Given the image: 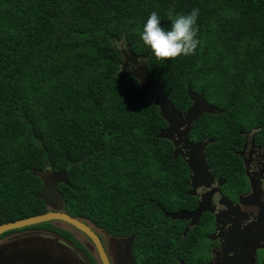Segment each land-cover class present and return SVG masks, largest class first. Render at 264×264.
<instances>
[{
    "label": "trees",
    "instance_id": "trees-1",
    "mask_svg": "<svg viewBox=\"0 0 264 264\" xmlns=\"http://www.w3.org/2000/svg\"><path fill=\"white\" fill-rule=\"evenodd\" d=\"M194 8L195 53L156 60L140 38L149 15L169 29V10ZM125 48L146 61L179 111L191 105L189 92L218 109L189 132L215 140L206 147L214 165L231 163L229 140L264 117V0H0V224L47 211L35 171L64 169L67 213L113 236L134 234L147 264H162L179 235L163 209L190 198L189 168L159 137L166 121L158 105L122 68ZM30 228L85 250L51 221L22 230ZM176 242L175 255L186 244Z\"/></svg>",
    "mask_w": 264,
    "mask_h": 264
},
{
    "label": "flooded vegetation",
    "instance_id": "flooded-vegetation-1",
    "mask_svg": "<svg viewBox=\"0 0 264 264\" xmlns=\"http://www.w3.org/2000/svg\"><path fill=\"white\" fill-rule=\"evenodd\" d=\"M247 125L244 130L239 131V137L229 140L227 152H230L231 163L221 159L220 163L212 164L206 152L207 146L204 148L210 177L208 176L202 183L191 186L189 174L185 193L190 198L183 203V206L173 211L196 210L203 199L206 200V207L204 209L201 205L202 210L195 218L174 219L177 222L171 223V227L176 229L179 235L174 242L169 243L167 253L165 252L164 258H161L162 264L163 261L164 264H222L225 250L231 251L229 253L231 255L234 249L239 252L241 248L244 249L246 257L252 260L251 263L264 264V117L260 122ZM189 139L192 142L215 141L212 137L200 139L190 135ZM32 230L51 233L41 229H20L0 237V241L8 236L16 237L22 232ZM69 231L75 235L71 230ZM107 233L104 237L102 233L98 235L105 250L107 252L110 250L112 255L108 239L112 238L116 247V238L121 237ZM131 236H133L131 254L134 262L147 264L148 260L144 256L141 257L135 247L136 236L134 234ZM179 238H182L186 244L180 254L175 255L171 251L178 253L176 241ZM232 239L234 243L237 241L236 247L230 244ZM62 240L69 242L75 248L70 241L63 238ZM81 242L85 250L75 249L83 259V264H93L91 257L95 261L99 260L95 248L86 247L88 241ZM240 243L242 246H239ZM118 251L122 253V249L116 250L117 254ZM112 259L110 258L111 262Z\"/></svg>",
    "mask_w": 264,
    "mask_h": 264
},
{
    "label": "water",
    "instance_id": "water-1",
    "mask_svg": "<svg viewBox=\"0 0 264 264\" xmlns=\"http://www.w3.org/2000/svg\"><path fill=\"white\" fill-rule=\"evenodd\" d=\"M122 52L125 55L122 68L123 66L128 68V72L140 81L143 95L148 96L152 102L158 105L160 114L166 121V126L159 132V137L172 142L174 158L181 156L185 160L190 171V185L195 186L206 181L209 171L205 162L204 148L208 143L204 140L190 141L189 132L193 127V122L201 114L219 112L218 109L209 104L204 99L203 94L189 92V97L192 100L191 105L185 112L179 111L166 97L163 87L149 73L146 61L131 50L127 51L126 48ZM132 65H136V67L132 68ZM35 174L42 182L37 198L45 203L47 211L0 224V235L10 230H19L27 226L51 221L63 228H65L63 226L65 224L72 228L71 231L76 230L84 234L89 239L86 247L95 248L100 264H136L131 254L133 236L116 238L117 246H114V253L111 255L109 251L105 250V246L98 235L102 233L103 235H101L104 237L107 232L89 224L86 220L67 213L62 192L58 187L59 184L68 183L66 170L55 172L46 168L42 171H35ZM201 205L205 209V199L200 201L196 210L190 212L185 210L166 211L164 209L163 212L166 217L172 219L195 218L202 210ZM67 244L71 246L68 242L47 232H26L23 235H16V237L15 235L8 236L0 241V264H79L73 258L71 248ZM230 244L236 247L237 241L234 243L232 239ZM239 246L242 244L240 243ZM107 249H109L108 246ZM119 249H122V253L118 251L117 254L116 250ZM230 252L229 250L224 251L222 264H253L251 263L252 260L246 257L243 248L239 249V252L234 249V253L229 255ZM75 255L77 256L76 253ZM110 258H113L112 262Z\"/></svg>",
    "mask_w": 264,
    "mask_h": 264
},
{
    "label": "clouds",
    "instance_id": "clouds-1",
    "mask_svg": "<svg viewBox=\"0 0 264 264\" xmlns=\"http://www.w3.org/2000/svg\"><path fill=\"white\" fill-rule=\"evenodd\" d=\"M198 9H193L189 14H176L167 12L171 21L169 29L161 26L160 17L153 11L143 25L140 38L151 50L156 60H173L180 56L192 55L199 44L197 39ZM140 63V61L138 60ZM136 65H132L135 68Z\"/></svg>",
    "mask_w": 264,
    "mask_h": 264
},
{
    "label": "rangeland",
    "instance_id": "rangeland-1",
    "mask_svg": "<svg viewBox=\"0 0 264 264\" xmlns=\"http://www.w3.org/2000/svg\"><path fill=\"white\" fill-rule=\"evenodd\" d=\"M63 226L65 227V228H67V229H72V228H70L69 226H67V225H65V224H63ZM30 233H33V232H38V231H35V230H32V231H29ZM75 235H76V237L80 240V241H88L89 242V240H88V238L84 235V234H82V233H80V232H78V231H76V230H74V231H72ZM26 232H22L21 234L23 235V234H25ZM107 239V238H106ZM108 244H109V247H111V250H112V253H114V244H113V242H112V239H108ZM68 245V244H67ZM71 245V244H70ZM69 246V245H68ZM69 248H71V254H72V256H73V258L75 259V260H77V262L79 263V264H83V259L81 258V256L77 253V251H76V249L75 248H77V247H73L72 245L71 246H69ZM92 251H94L93 249H92ZM264 251V250H263ZM77 254V256L80 258H78L76 255H75V253ZM109 252L111 253V251L109 250Z\"/></svg>",
    "mask_w": 264,
    "mask_h": 264
}]
</instances>
